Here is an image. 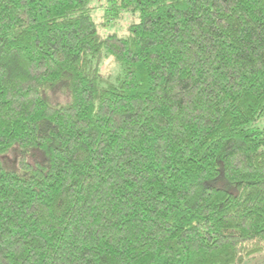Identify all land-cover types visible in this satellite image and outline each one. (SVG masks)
Segmentation results:
<instances>
[{
	"label": "trees",
	"instance_id": "obj_1",
	"mask_svg": "<svg viewBox=\"0 0 264 264\" xmlns=\"http://www.w3.org/2000/svg\"><path fill=\"white\" fill-rule=\"evenodd\" d=\"M90 2L0 0V264L264 252V0Z\"/></svg>",
	"mask_w": 264,
	"mask_h": 264
},
{
	"label": "rangeland",
	"instance_id": "obj_2",
	"mask_svg": "<svg viewBox=\"0 0 264 264\" xmlns=\"http://www.w3.org/2000/svg\"><path fill=\"white\" fill-rule=\"evenodd\" d=\"M106 0H91L90 6L92 9V17L98 25V31L101 35L114 33L119 37L127 35L128 27L132 21H135V16L125 14L120 19L114 22H106L104 17ZM107 23V25L105 24ZM99 71L104 77H114L119 71V63L113 57H104L99 64ZM240 264H264V252L257 254L254 257L245 259Z\"/></svg>",
	"mask_w": 264,
	"mask_h": 264
}]
</instances>
